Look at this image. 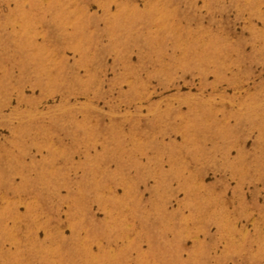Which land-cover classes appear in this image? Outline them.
Returning <instances> with one entry per match:
<instances>
[{"label": "rangeland", "instance_id": "374dc122", "mask_svg": "<svg viewBox=\"0 0 264 264\" xmlns=\"http://www.w3.org/2000/svg\"><path fill=\"white\" fill-rule=\"evenodd\" d=\"M0 264H264V0H0Z\"/></svg>", "mask_w": 264, "mask_h": 264}]
</instances>
